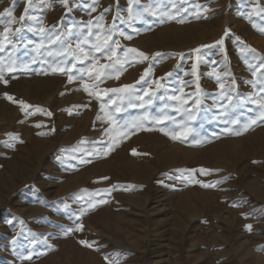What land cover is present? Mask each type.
I'll return each instance as SVG.
<instances>
[{"label": "rangeland", "instance_id": "1", "mask_svg": "<svg viewBox=\"0 0 264 264\" xmlns=\"http://www.w3.org/2000/svg\"><path fill=\"white\" fill-rule=\"evenodd\" d=\"M27 3L16 0L13 7L12 0H0V12L12 8L19 21ZM256 5L264 8V0H138L131 5L135 18L129 19V0H98L95 12L92 0H69L67 7L58 0H32L25 21L12 25L21 31L0 51V68L8 80L6 86L0 82V264H106L105 256L116 264H264V122L242 131L259 115L249 100L261 87L253 88L250 82L261 75L253 77L252 72L264 62V12ZM105 8L110 11L104 13ZM101 13V24L114 25L117 57L136 48L150 59L125 65L119 79L106 69L111 78L99 88L132 84L135 96L146 89L154 92L145 97L151 103L143 108L117 98L125 94L99 100L89 96L82 85L96 81L86 74L68 83V73L52 72L53 67L75 65L71 74L81 77L79 70L91 66V59H77L76 45L88 35L87 22L96 23ZM8 19L0 18V43ZM202 35L207 38L200 39ZM222 37L223 46L215 44ZM89 39L95 41V35ZM201 45L212 46L191 53ZM245 45L255 53L242 51ZM69 46L75 54L61 55ZM81 47L87 50L90 44ZM157 52L162 55L153 57ZM95 55L100 63H110ZM8 65L16 71L7 72ZM150 66V75L137 84ZM161 77L163 86L156 88L152 81ZM197 85L198 97L192 95ZM181 88L192 95L185 107L192 109L194 119L177 113L179 102L169 99L180 95ZM4 93L51 116L35 108L25 116ZM196 99L200 103L194 106ZM101 104L106 105L103 111ZM109 114L118 125L145 114L168 119L160 125L143 121L152 130L121 138L105 133ZM160 128L191 131L181 142ZM109 144L113 147L106 156L86 155L97 149L103 153ZM200 168L209 171L201 174ZM188 177L214 186L202 187ZM113 185L121 187L100 191ZM78 224L82 231H75ZM249 224L251 231L245 227ZM82 239L93 246L81 245Z\"/></svg>", "mask_w": 264, "mask_h": 264}, {"label": "snow or ice", "instance_id": "2", "mask_svg": "<svg viewBox=\"0 0 264 264\" xmlns=\"http://www.w3.org/2000/svg\"><path fill=\"white\" fill-rule=\"evenodd\" d=\"M98 0H92V7H91V11L95 12L96 11V4H97ZM13 3V7L16 4V0H12ZM58 3L63 5L64 7L68 6L69 0H58ZM138 3V0H129V19H134L135 17L133 16V9L131 7V5ZM32 5V0H28V3L24 9V14L20 15L19 17V21H17V18L13 15V9L12 8H5L2 12H0V18L2 17H8L9 19L7 20V27L3 28V33H2V40L3 43H0V51L4 50V47L6 45H10L12 44V37H14L17 33H19L21 31V28H12V25L17 23V22H23L25 21L29 9ZM173 7L175 8V4H173ZM198 8L200 7L199 5L197 6ZM256 8L259 12H264V8H261L259 5H256ZM205 11H210V9H204ZM110 11L109 8H105L104 9V13ZM104 13H101L99 16L95 17V21L96 23H93V20L90 19L87 22V27H88V35L84 38V40H82L80 43H78L76 45V49L79 52V55H77V59L80 60L81 63L84 62V60H88L91 59V66L86 68V69H80V73H81V77H74L71 73L73 72L75 65H73V67L71 68H63V67H53L52 68V72H60V73H68V83H72L74 81V79L77 78H82L83 74H86L88 76L89 79H92L94 81H96V83H93L91 85H89L88 83H84L83 86V90L89 95V96H95L98 100L102 99L103 97H107L109 96L110 93H117V94H125V95H121L119 97H117L120 100H124L127 99L129 102V106L131 107H141L143 108L144 105L150 104L151 103V99H147L145 100V97H151L152 95H155L154 92H150L149 90H145L144 91V95L142 96H135L133 93V89H134V85L132 84H124L118 88H99V83L103 82V80L105 78H111L110 72L105 71L106 69H110L113 72H115V79H119L120 74H121V70L124 69L125 65L129 64L132 61H145V60H149L150 57L148 56V54L144 53L143 51H140L136 48H127L125 50V55L123 56V58L117 57L116 55V49L120 47V43L119 41H113V35H112V29L114 28V25H110V26H105L104 24H101L100 21H102L104 19ZM153 15H157V12L155 10L152 11ZM161 15H167L169 19H174L175 17H173L170 13H161ZM206 18V17H205ZM114 20L116 19V17L113 18ZM3 21L0 20V23H2ZM183 22V21H181ZM253 27H255V25H253ZM93 28H97L100 29V31L93 33L92 29ZM39 31L41 33L45 32L46 29L44 28H40ZM261 31H264V29H262ZM121 35H124L123 33H120ZM228 29H225V36L228 35ZM93 35H95V41H91L89 39V37H92ZM126 39H131V36H127L125 37ZM237 41H240L239 37H236ZM115 43L116 47L112 46V43ZM241 43H243V41H240ZM224 40L223 37L220 40H217L215 42V44L217 45H221L223 46ZM82 44H90V48L89 49H85L83 47H81ZM212 45H201L195 49L190 50L191 53H199L201 48H205V47H211ZM249 51V52H253L255 53V49H252L250 46L245 45L244 48L242 49V51ZM221 51H223V47H221ZM110 53V54H108ZM51 54V53H50ZM67 54H75L71 51V46H69V49H67L65 51V53H61V55H67ZM95 54H101L104 56V58L108 61H110V63H100V60L97 58V56ZM131 54V55H129ZM153 57H158L161 56L162 54L157 52V53H153L152 54ZM180 56H183V53L178 54ZM259 55V54H257ZM197 59H200V57L198 56ZM225 59H227V57H225ZM260 59L262 61H264V57H260ZM117 65H119V68H117ZM196 68H197V64L194 62L192 64V74L193 76L196 75ZM24 69H27V65L24 66ZM7 72L11 73L16 71L15 66L13 65H8L6 67ZM264 62L260 63L259 67L256 68V71L252 72V76L256 77L257 73H260L261 75V79L256 80L254 79L253 81H251L250 83H252L253 88H255L257 86V84H260L261 87L259 88V91L257 93L254 94V96H250L249 100L251 103L255 104L258 106L259 108V115L254 118L251 119L248 123H246L242 129V131H247L249 130V128H251L253 125H256L258 122H264ZM5 71V69L0 68V82H2L5 86L8 84V80L4 79L2 73ZM152 71L151 66L149 68H146L143 72V74L140 76L139 80L136 81V83H140L141 81L145 80V77L150 75ZM166 76H170L171 73H166ZM164 77H161L159 79H155L152 81V83H154L156 85V88H161L163 85L161 84V80H163ZM217 79L219 80V76H217ZM219 87L223 90L225 88V85L223 83L219 84ZM192 95L194 96H199L200 95V88L199 85H197L196 87V92L193 93ZM192 95H187L184 93L183 88L180 89V95H175L172 97H169V99L171 100H175L179 102V106L175 109V111L177 113H184L188 116V119H194L195 117L192 115V109L189 107H185L186 105H188L189 100L192 99ZM187 96V98H185ZM4 98L14 104H17L20 108V111L25 115H31L32 113L29 111V109L35 108L36 112L39 113H44L48 116H51V112H48L46 109L38 107V106H33L28 104L26 101L22 100V99H16L15 97H13L12 95L8 94V93H4ZM229 101L232 100V96H227L226 97ZM139 100L141 103L139 105H136L134 103H132L133 100ZM109 103L111 104H115V101L112 100L111 98H109ZM200 103L199 99H196L193 101V105H198ZM86 107V105H85ZM101 111L104 110V108L106 107L105 104H101ZM116 112H120L121 108L116 107ZM97 119H101V117L98 115ZM152 119L154 120L155 124L160 125L163 124L164 121L166 119H168L167 116H160V117H149L147 114H145L143 117H140L138 120L133 121L131 123H126L125 125H118L116 124V122L112 119L111 115L109 114V128H106L104 131L106 134H111V132H115L118 134L119 137L121 138H127L128 136H130L131 134H133L134 132L140 131V130H152V129H145L144 127V123L143 121ZM23 122V121H21ZM232 124H237L238 121L233 120L231 121ZM42 125L41 124H36L35 127L40 128ZM114 126V127H113ZM159 131H162L164 133V135L170 136L171 139L173 140H180L181 142H183V140L187 139V135L188 132L191 131L190 129H183L182 131H167L164 128H160L158 129ZM226 132H229L230 134L233 135H241L242 132L241 131H233L230 128H226L225 129ZM38 135H43L44 133H37ZM6 135H9L12 137V139H15L17 141H19V136L18 135H13L11 133H8ZM113 139H115V137H113ZM22 143V141H20ZM118 143V141H116ZM80 143H85V141L81 140ZM197 143H199V141H197ZM113 145L109 144L108 147L103 151V153L100 152L99 149H97L95 152H87L86 155L88 157H91L93 155H107L108 152L112 149ZM132 154L136 155V151L135 149L132 150ZM81 163H91L90 159H81L80 161ZM183 171V170H182ZM187 171H197V170H187ZM198 171L201 174H205L207 173L209 170H206L204 168H200L198 169ZM102 180H107L109 179L108 177H101ZM189 180H191L194 183L200 184L202 187H213L214 185L211 183H203L199 180H193L191 177H188ZM222 181H218L217 183H220ZM120 185H113L111 186L110 189H103L100 191L103 192H110L112 190H115L117 188H120ZM98 194V193H97ZM104 201H98V203H103ZM95 205H90V207H94ZM235 206V205H233ZM247 228L248 231L252 230V225H246L245 226ZM83 230V225L82 224H78L75 228V231L79 232ZM69 231H72V229H69ZM79 243L83 246L86 247H92L93 245L90 244L87 240H80ZM27 259H31V256L26 257ZM106 264H116V262H113L110 260V258L108 256L104 257Z\"/></svg>", "mask_w": 264, "mask_h": 264}, {"label": "bare ground", "instance_id": "3", "mask_svg": "<svg viewBox=\"0 0 264 264\" xmlns=\"http://www.w3.org/2000/svg\"><path fill=\"white\" fill-rule=\"evenodd\" d=\"M207 38V36H201L200 37V39H202V40H204V39H206ZM158 40H161V42H164V40H163V38L160 36V37H158ZM160 43V42H159ZM167 44V43H166ZM157 45V44H156ZM4 198V197H3Z\"/></svg>", "mask_w": 264, "mask_h": 264}]
</instances>
